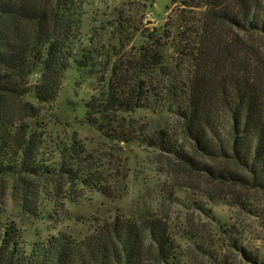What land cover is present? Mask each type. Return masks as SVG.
<instances>
[{"label":"trees","instance_id":"trees-1","mask_svg":"<svg viewBox=\"0 0 264 264\" xmlns=\"http://www.w3.org/2000/svg\"><path fill=\"white\" fill-rule=\"evenodd\" d=\"M78 1L0 0V264H188L180 241L199 245L198 236L152 209L97 218L86 224L85 234L55 228L45 237L28 236L6 216V185L17 190L24 209L43 193L59 198L66 186L69 193L80 187L104 193L80 140L57 145L62 162L46 156L42 111L56 101L74 69L96 83L85 102L88 125L111 141L141 143L189 173L232 189L216 196L207 192L202 197L209 201L259 213L264 84L258 72H246L244 58L218 28L249 19L251 29L264 33V0H181L180 7L205 10L186 16L182 9L168 17L154 34L143 35L134 51L125 50L128 23L118 13L108 23L115 37L104 55V45L89 40L84 46L80 39L84 13ZM138 110L164 112L173 120L139 126L133 115ZM176 191L174 186L162 197L170 202ZM249 191L258 193L260 202ZM196 205L205 211L201 202Z\"/></svg>","mask_w":264,"mask_h":264},{"label":"rangeland","instance_id":"rangeland-1","mask_svg":"<svg viewBox=\"0 0 264 264\" xmlns=\"http://www.w3.org/2000/svg\"><path fill=\"white\" fill-rule=\"evenodd\" d=\"M180 2L79 0L78 10L84 13L80 39L84 46L89 40L104 45L100 53L104 55L107 45L115 37L108 23L121 13L129 29L122 36L125 50L134 51L144 41L143 35L154 34L155 28L163 25L168 17H176L182 9L186 16H191L190 10H205L180 7ZM249 21L245 20L242 26L222 22L218 33L225 43L240 52L246 72H258L264 84V33L251 29ZM95 87V81H84L82 74L74 69L69 71L58 98L52 105L44 107L42 116L48 124L46 156L62 162L64 156L55 151L57 145L63 148L69 146L74 137L80 140L91 154L90 164L95 168L97 179L103 180L101 188L104 193L83 187L69 193L66 186V193L59 194V198L54 200L50 194L43 193L38 198H31L32 206L24 209L17 190L7 182L4 193L6 216L16 221L28 236L39 233L45 237L55 233V228L85 234L86 224L94 223L97 218L152 209L163 217L168 214L173 224L190 227L198 236L199 245L194 240L180 241L188 264H255L252 258L256 264H264V209L260 207L259 213H253L231 202L209 201L202 197L207 196V192L216 196L232 189L207 179L201 173H189L178 163L160 157L154 149L141 143L125 144L105 138L86 121L85 102ZM133 115L141 122L139 126L156 127L158 123L173 120L164 112L138 110ZM174 186L177 187L175 196L170 202L164 200L162 193ZM247 194L255 199H252L254 202H260L261 198L255 191ZM198 202L202 203L204 212L197 207Z\"/></svg>","mask_w":264,"mask_h":264}]
</instances>
